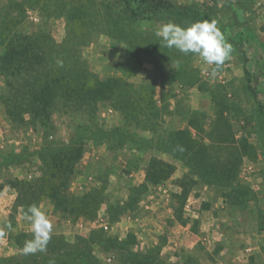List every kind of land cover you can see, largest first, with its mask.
<instances>
[{"label":"rangeland","instance_id":"374dc122","mask_svg":"<svg viewBox=\"0 0 264 264\" xmlns=\"http://www.w3.org/2000/svg\"><path fill=\"white\" fill-rule=\"evenodd\" d=\"M152 1H134L135 18L122 0H0V55L9 39L41 42L22 72L0 70V264H264V0ZM158 1L188 9L144 12ZM204 19L233 46L215 72L155 35ZM40 56L116 91L91 105L57 93L49 118L34 116ZM154 158L173 173L150 183ZM43 181L93 197L94 215L27 191ZM33 204L54 234L25 255Z\"/></svg>","mask_w":264,"mask_h":264},{"label":"trees","instance_id":"16d2710c","mask_svg":"<svg viewBox=\"0 0 264 264\" xmlns=\"http://www.w3.org/2000/svg\"><path fill=\"white\" fill-rule=\"evenodd\" d=\"M122 1L129 9L130 17L137 18L141 15L142 10L137 12L136 7L133 5V2L136 0ZM149 8L150 9H143L144 12L154 9L170 12L180 11L182 15H185L188 9L185 8V10H178L177 6L173 3L165 1L155 2L153 6H149ZM189 10H192V8H189ZM205 17L208 18L209 16L205 15ZM40 43L39 39L31 38V36L9 39L6 42L3 53L0 55V70L6 75L22 72L24 68L31 65L33 61L32 56H37L35 51L40 47ZM39 66L40 70L46 69L45 73L41 74L40 72V85L32 82L29 87V95L31 97L29 101L33 110L30 112L34 116H43V118L48 119L49 106L57 93L62 94V96L68 101L77 99L85 102L87 105H91L100 99H109L116 91V88L111 84V81H101L99 78H97V80H92L90 79L92 75L86 71L76 73L70 69L60 70L59 68L55 69L52 66L50 68H43L41 56ZM186 147L188 149L191 148L192 150L195 146L190 142ZM57 170L63 172V166H58ZM172 173L173 168L171 164L163 159L154 158L151 160L150 167L147 169L146 178L148 182L156 183L160 182V180L169 178ZM53 178H57V173L53 174ZM61 187L62 186L54 187V184H48V181H43L41 184L40 182H37L34 186H30L27 191H32V194H34V191H37L39 194L45 192L44 195L54 200V203H57V207L64 211L74 212L77 210V214L80 213L88 217L94 215L89 211L90 207H94V204L96 203L93 197L83 196L81 200L73 203L70 202V199L66 196L65 187ZM37 197L38 196H36V198ZM17 200L20 203H23L24 201L22 195H20V197L18 196ZM70 204L72 206L68 207ZM137 263H140V261H137Z\"/></svg>","mask_w":264,"mask_h":264},{"label":"clouds","instance_id":"9594fccd","mask_svg":"<svg viewBox=\"0 0 264 264\" xmlns=\"http://www.w3.org/2000/svg\"><path fill=\"white\" fill-rule=\"evenodd\" d=\"M155 35L162 41L163 46L176 49L184 55L194 54L202 61L213 66V72L219 70L226 61L231 59L232 44L227 40L216 19L197 20L187 26L168 22L161 25ZM62 66V61H57ZM30 224L32 239L26 240L23 246L25 255L44 252L54 234L53 224L48 215L36 205H29L23 216ZM8 230L12 229L9 223ZM0 229V236L5 235Z\"/></svg>","mask_w":264,"mask_h":264},{"label":"built area","instance_id":"2783aa9c","mask_svg":"<svg viewBox=\"0 0 264 264\" xmlns=\"http://www.w3.org/2000/svg\"><path fill=\"white\" fill-rule=\"evenodd\" d=\"M104 227L107 229L108 228V225H104Z\"/></svg>","mask_w":264,"mask_h":264}]
</instances>
